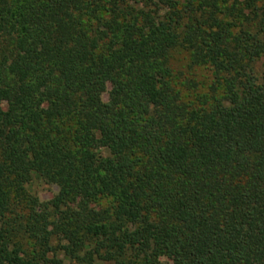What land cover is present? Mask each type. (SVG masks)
<instances>
[{
  "label": "trees",
  "instance_id": "1",
  "mask_svg": "<svg viewBox=\"0 0 264 264\" xmlns=\"http://www.w3.org/2000/svg\"><path fill=\"white\" fill-rule=\"evenodd\" d=\"M162 257L264 264V0H0V264Z\"/></svg>",
  "mask_w": 264,
  "mask_h": 264
},
{
  "label": "rangeland",
  "instance_id": "2",
  "mask_svg": "<svg viewBox=\"0 0 264 264\" xmlns=\"http://www.w3.org/2000/svg\"><path fill=\"white\" fill-rule=\"evenodd\" d=\"M186 55L182 52H174L172 55V68L174 71H181L185 72L186 70ZM195 83L199 84L200 86H205L207 82V73L200 69L192 72L191 76ZM108 87L106 88V91ZM103 102L106 101V93H104L101 97ZM4 105L2 109H4ZM26 192L37 198L40 202H48L51 198L56 194V188L52 185L45 184L38 176L32 175L29 183L25 185ZM156 264H173L169 258H158Z\"/></svg>",
  "mask_w": 264,
  "mask_h": 264
}]
</instances>
